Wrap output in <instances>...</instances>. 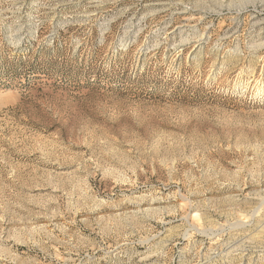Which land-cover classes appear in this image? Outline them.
<instances>
[{
	"label": "rangeland",
	"instance_id": "obj_1",
	"mask_svg": "<svg viewBox=\"0 0 264 264\" xmlns=\"http://www.w3.org/2000/svg\"><path fill=\"white\" fill-rule=\"evenodd\" d=\"M0 264H264V0H0Z\"/></svg>",
	"mask_w": 264,
	"mask_h": 264
}]
</instances>
